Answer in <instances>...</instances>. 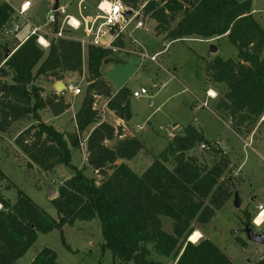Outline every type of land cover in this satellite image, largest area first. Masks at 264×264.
I'll list each match as a JSON object with an SVG mask.
<instances>
[{
  "label": "trees",
  "instance_id": "obj_1",
  "mask_svg": "<svg viewBox=\"0 0 264 264\" xmlns=\"http://www.w3.org/2000/svg\"><path fill=\"white\" fill-rule=\"evenodd\" d=\"M120 1L127 10L140 13L138 20L155 21L156 33L166 35L170 41L227 37L238 51L237 60L217 57L206 69L214 82L228 88L216 108L229 113L239 136L244 127L264 116V30L253 15V0ZM14 13L10 4L0 5V33ZM59 29L56 24L52 32L58 33ZM72 31H65V38H52L48 50L38 44L36 36H29L11 50L8 59H0V132L31 116L36 125L19 135L17 145L46 172L58 166L70 167L75 172L52 200L58 219L41 210L21 191L14 205L0 195V264H16L37 242L39 234L55 230L60 231L63 245L72 252L64 237V227L95 219L101 223L102 251H111L124 264H163L154 260L155 256L171 259L173 264H233L211 240L195 232L194 223L207 225L231 194L221 183L231 165L227 156L222 155L219 162L207 167L187 155L198 143L211 144L195 128L189 126L184 136L174 137L160 159H155L139 175L127 164L117 162L136 158L143 149L141 141L121 138V129L116 131L101 123L87 140V167L105 179L97 184L85 175L87 167L78 169L72 165V149L79 148L82 135L98 123L96 96L110 98L108 107L119 118L132 119L130 92L122 89L112 98L111 89L102 79V64L112 50L88 46L89 85L76 114L77 132L66 136L42 121V110L50 109L59 116L69 106L58 95L44 99L37 79L48 76L61 81L66 72L83 71V46ZM114 46L122 47V40H116ZM5 49L0 44L4 56ZM9 77L11 82L7 81ZM112 141L115 144L108 146ZM218 153L221 155L222 151ZM171 157L176 161L173 169L167 166ZM0 179H7L1 169ZM162 217L173 220L172 234L163 229ZM238 242L244 245L241 240ZM31 264L60 263L56 252L45 248ZM255 264H264V255Z\"/></svg>",
  "mask_w": 264,
  "mask_h": 264
},
{
  "label": "rangeland",
  "instance_id": "obj_2",
  "mask_svg": "<svg viewBox=\"0 0 264 264\" xmlns=\"http://www.w3.org/2000/svg\"><path fill=\"white\" fill-rule=\"evenodd\" d=\"M9 1L19 9L26 0ZM27 1L32 2V8L26 17L34 25L45 23L56 4V0ZM103 1L107 5L106 8H109L110 3L115 0ZM1 3L3 0H0ZM101 3L97 6L95 0H58L59 6L67 7L70 15L79 20L89 16L97 18L98 25L104 21L99 8ZM91 5L96 6L97 9L92 10ZM252 9L255 19L264 30V0H253ZM135 13L140 15L139 12ZM135 19L117 38L122 40L123 46L112 50L107 62H104L101 67L102 79L111 89L112 98L123 89L120 87L125 86V89L130 92L128 100L133 119L130 122L122 119L123 123H118L117 114L108 107L111 99L96 96L94 108L98 112V123L95 126L101 124L100 122L114 124L116 131L121 129L122 134L127 138H137L143 143L144 148L136 158L125 161L126 163L122 160L139 175L143 174L155 159H160L174 137L184 136L187 127L200 129L201 132L203 129L206 138L212 140L213 142L210 143H214L216 147L208 143H198L187 155L197 158L202 166L207 167H212L219 162L222 155L227 156L231 165L221 183L231 194L207 225L194 223V228L201 233L202 237L211 240L220 248L233 264H255L264 255V245L249 240L246 230H252L255 234H264V224L258 226L255 223L259 213L258 205L261 203L264 205V122H262L264 116L255 124L244 127L242 136L237 135L229 113L223 111L222 114L216 108L217 101L225 98L228 88L225 84L214 82L206 71L208 63L214 58L237 60L238 51L229 43L227 37L221 40L189 38L170 41L166 39V35L156 33L155 21L142 18L140 20L144 27L137 29L135 24L139 20L137 17ZM16 21L24 23L21 17H16ZM49 29L46 28V30ZM82 30H73V36L78 40L84 39ZM29 33L30 25L28 24L24 25L23 30L14 38L0 33V44L6 46L5 50L11 51ZM133 38L137 40V44H131L130 39ZM128 40L130 45L127 43ZM211 46L217 47V53H211ZM156 53H159L158 61L153 62L148 57ZM87 55L88 46H83L85 61L81 73L66 72L61 81L41 76L37 79L36 85L48 90L46 85L48 81L73 84L80 89L81 93L75 96L66 91L63 98L76 100L78 103L83 101L89 85ZM262 56H264V49ZM0 59H5L2 53H0ZM7 81L11 82V77L7 78ZM140 88H146L149 94L138 100L132 98L133 91ZM113 89L120 90L116 92ZM211 90L215 93L214 97L209 96ZM62 91L64 90L61 89L58 92L62 93ZM42 96L44 99L50 98L49 95ZM40 113L41 118L47 120L45 123L52 125L48 116L50 113L55 114L50 109H44ZM73 115L70 113L58 120L57 130L67 131L66 135L76 133ZM73 117L75 118V115ZM35 125L36 122L29 116L14 123L8 131L0 132V169L7 176V179H0V195L14 205L18 200V192L21 191L29 196L41 210L54 219H58L52 200L58 196V188L75 172L67 166H58L53 171L46 172L22 151L16 139L29 127ZM93 127L82 135V145L72 149V165L78 169H83L88 163L87 155H84L86 151L82 154L81 150L87 149V140ZM177 127L180 131L173 130ZM171 133L178 134L172 137ZM23 135L26 138L29 137ZM204 145L205 148H203ZM219 150L222 151L221 155L218 153ZM175 164V158L171 157L167 166L173 169ZM111 172L108 171L109 174ZM85 175L95 180L97 184L105 179L104 175L91 167H87ZM51 189H54L55 193L49 196L48 192ZM235 192H238L242 199L239 209L234 205ZM161 220L163 229L172 234L173 220L168 217H162ZM64 237L72 252L63 245L60 231L55 230L49 234H39L37 242L16 264H31L37 254L45 248L56 252L57 261L60 264H124L121 260L115 259L111 251H102L104 241L99 219L65 226ZM238 240H241L244 245ZM153 259L163 264H173L171 259L165 257L155 256Z\"/></svg>",
  "mask_w": 264,
  "mask_h": 264
},
{
  "label": "built area",
  "instance_id": "obj_3",
  "mask_svg": "<svg viewBox=\"0 0 264 264\" xmlns=\"http://www.w3.org/2000/svg\"><path fill=\"white\" fill-rule=\"evenodd\" d=\"M26 4L28 5L27 7H25ZM31 8V1H25L22 3L19 9H15L13 18L16 19V17H21L23 18L24 23H18L17 21L15 22L12 18L10 22L11 25H6L1 32H4L5 35L12 37L19 33L24 25L28 24L30 25V33L26 38L29 36H36L38 44L45 50L50 48V42L52 38H65L67 36L65 31L69 29L74 31L83 29L85 38L80 40L82 46H94L108 50H116L114 42L122 33L125 32L130 22H133L136 20L135 18L138 17V13L133 12L132 18L127 21L124 17V13L127 11V9L124 8L120 0H115L110 3L109 8L100 9L101 13L103 14L102 18L104 21L99 25L98 19L94 17H83L82 20L75 18L68 13V9L65 6H58L57 10L53 9L50 11L45 23L34 25L33 23H30L26 17V14L31 10ZM116 9H118V11ZM56 24L60 25V29L58 33H53L52 28ZM143 27V22L141 20L135 24V28L137 29H142ZM46 28L50 29L46 30ZM112 28L117 29L114 35L110 34ZM130 41L131 44L138 43L135 39H131ZM158 56L159 53L148 58L153 62H157ZM67 90L73 92L75 95H79L81 93L80 89L75 87L73 84L67 85ZM148 94L149 92L146 88H140L132 93V98L138 100L147 96ZM209 96L213 97L210 95V92ZM211 146L216 147L214 143H211ZM203 148H205V145ZM258 210L259 213L257 217L259 216L260 212L264 210V206L260 205ZM263 224L264 220H261V224L256 223L258 226Z\"/></svg>",
  "mask_w": 264,
  "mask_h": 264
},
{
  "label": "crops",
  "instance_id": "obj_4",
  "mask_svg": "<svg viewBox=\"0 0 264 264\" xmlns=\"http://www.w3.org/2000/svg\"><path fill=\"white\" fill-rule=\"evenodd\" d=\"M27 1V0H26ZM97 1H99L97 4H96V2ZM103 0H95V5H99L101 2H102ZM103 2H105V1H103ZM102 2V3H103ZM107 2V1H106ZM4 3H8V4H10L13 8H14V10L16 9V7L9 1V0H3V3H1L0 5H2V4H4ZM101 3V4H102ZM100 9H101V7H99ZM91 9L92 10H96L97 9V7L95 6L94 7V5H91ZM14 19V18H13ZM14 21L16 22V19H14ZM11 24L9 23L8 24V26H10ZM23 30V28L21 29V31ZM20 31V32H21ZM83 31V30H82ZM19 32V33H20ZM19 33H17L16 35H14V36H12L13 38L14 37H16V36H18L19 35ZM1 34L3 35H5V33L4 32H1ZM7 36V35H6ZM28 36V35H27ZM26 36V37H27ZM9 37V36H8ZM12 37H9V38H12ZM26 37L24 38V39H22V40H20V43L21 42H23L25 39H26ZM83 37H84V32H83ZM134 39V38H133ZM131 40V39H130ZM136 40V39H135ZM127 43H128V45H130V41L128 40L127 41ZM14 50V49H13ZM157 54V53H156ZM155 55V54H154ZM84 61H85V59H84ZM87 62H88V55H87ZM88 64V63H87ZM88 67V66H87ZM59 83H62L63 84V86L64 87H62V86H59L61 89H63L64 91H62V93H59L58 91L59 90H57V86H58V84ZM46 85H47V87H48V90L46 89V88H44V87H42V86H40L42 89H43V92H42V95H44V97L46 96V95H49L50 97L52 96V95H58V96H60V97H63L65 94H66V91H68L67 90V84L66 83H63V82H58V81H55V82H52V81H48V82H46ZM111 85V84H110ZM125 89V86L124 87H120V89ZM127 88V87H126ZM119 89V90H120ZM113 90H115V89H113ZM119 90H115L116 92H118ZM138 89H136L135 91H137ZM135 91H133V92H135ZM212 91V90H211ZM70 92V91H69ZM149 92V91H148ZM71 93H73V92H71ZM74 94V93H73ZM75 95V94H74ZM75 96H77V95H75ZM64 99V98H63ZM64 101H65V104L66 105H68L69 106V108L62 114V115H59V116H55V115H53V114H51L50 113V116H48L49 117V122L50 123H52V126L54 127V126H56V130H57V128H58V126H57V124H56V122L58 121V120H61L65 115H69L70 113H73L74 115H75V118L72 116V118L75 120V122H76V114L78 113V111L80 110V108H81V105H82V100L78 103L76 100H65L64 99ZM49 110V109H48ZM114 112V111H113ZM41 114V113H40ZM132 114V113H131ZM119 118V117H118ZM132 119H133V115H132ZM131 119V120H132ZM42 121L45 123V121H47L45 118L44 119H42ZM104 121V120H103ZM124 121V120H123ZM123 121H122V119H120L119 118V122L118 123H123ZM130 122V121H129ZM262 122H264V118H263V121ZM100 123H104V122H100ZM56 124V125H55ZM48 125H50V124H48ZM98 125H100V124H98ZM110 125V124H109ZM113 125V126H112ZM112 125H110V126H112V127H114L115 128V126H114V124H112ZM61 126V125H60ZM176 126V125H175ZM76 128H77V125L75 126ZM94 127H96V126H94ZM94 127H93V129H94ZM92 129V130H93ZM179 129V127H177L176 129L175 128H173V130H175V131H180V129ZM197 129V128H196ZM173 130H172V132H173ZM199 130V132H201V130L200 129H198ZM59 132H61V133H63V134H65V132H67V131H65V132H63V131H60V130H58ZM251 132H253V131H251ZM176 133V132H175ZM202 134H203V136H204V138H205V140L206 141H208V142H213L212 140H209V139H207L206 138V134H205V131L202 129V132H201ZM178 134V133H177ZM177 134H174V133H171V136L172 137H174L175 135H177ZM252 134V133H251ZM250 134V135H251ZM66 135V134H65ZM67 136V135H66ZM125 135L123 134V138H127L126 136L124 137ZM143 144V143H142ZM81 145H82V143H81ZM144 148V147H143ZM84 151H86L87 152V154H86V152H84ZM83 152H84V155L86 156L87 155V161H88V151H87V149H84V148H82V150H81V153L83 154ZM124 161V160H123ZM122 160H119L117 163L118 164H121V163H124ZM126 163V162H125ZM88 166V163L85 165V167H87ZM129 166V165H128ZM260 205H263L262 203L261 204H259L258 205V207L260 206ZM264 206V205H263ZM195 232H197V230L195 231ZM199 232V231H198Z\"/></svg>",
  "mask_w": 264,
  "mask_h": 264
},
{
  "label": "water",
  "instance_id": "obj_5",
  "mask_svg": "<svg viewBox=\"0 0 264 264\" xmlns=\"http://www.w3.org/2000/svg\"><path fill=\"white\" fill-rule=\"evenodd\" d=\"M58 6H59L58 0H56V4H55V7H54V10H57ZM132 16H133V11L132 10H127L124 13V17H125V19L127 21L129 19H131ZM116 30H117L116 28H112L110 34L111 35H114L115 32H116ZM217 51H218L217 50V47L211 46V53L215 54V53H217ZM11 55H12L11 51L6 50L5 51V60L8 59ZM105 62H107V61H105ZM59 86L64 87L62 83H59L58 86L56 87L57 90H61V88ZM113 143H115V142H108L107 145L108 146H111V145H113ZM54 193H55V190L54 189H51L48 192L49 196H52ZM234 197H235V204H234L235 207L238 208V209L241 208L242 199L240 198L239 193L238 192H235V196ZM246 233L248 235L249 240H251L254 243L264 245V234H255L252 230H249V229L246 230Z\"/></svg>",
  "mask_w": 264,
  "mask_h": 264
},
{
  "label": "clouds",
  "instance_id": "obj_6",
  "mask_svg": "<svg viewBox=\"0 0 264 264\" xmlns=\"http://www.w3.org/2000/svg\"><path fill=\"white\" fill-rule=\"evenodd\" d=\"M100 7H101V8H106L107 5L104 4V3H102V4L100 5ZM261 220H264V210H262V211L260 212V214H259V216L257 217L255 223L260 224V223H261Z\"/></svg>",
  "mask_w": 264,
  "mask_h": 264
},
{
  "label": "snow or ice",
  "instance_id": "obj_7",
  "mask_svg": "<svg viewBox=\"0 0 264 264\" xmlns=\"http://www.w3.org/2000/svg\"><path fill=\"white\" fill-rule=\"evenodd\" d=\"M28 5L26 4L25 7H27ZM118 11V9H116ZM210 95H215L214 93H210ZM198 235V234H197Z\"/></svg>",
  "mask_w": 264,
  "mask_h": 264
},
{
  "label": "bare ground",
  "instance_id": "obj_8",
  "mask_svg": "<svg viewBox=\"0 0 264 264\" xmlns=\"http://www.w3.org/2000/svg\"><path fill=\"white\" fill-rule=\"evenodd\" d=\"M211 93H214V92L211 91ZM214 94H215V93H214ZM212 96L214 97L215 95H212ZM260 224H261V223H260Z\"/></svg>",
  "mask_w": 264,
  "mask_h": 264
}]
</instances>
